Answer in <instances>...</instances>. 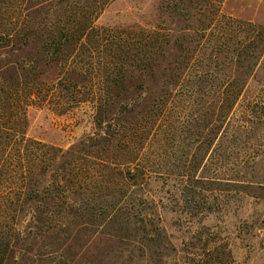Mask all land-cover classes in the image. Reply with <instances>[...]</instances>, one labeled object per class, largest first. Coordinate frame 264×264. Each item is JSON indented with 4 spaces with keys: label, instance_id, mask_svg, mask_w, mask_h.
Instances as JSON below:
<instances>
[{
    "label": "trees",
    "instance_id": "trees-1",
    "mask_svg": "<svg viewBox=\"0 0 264 264\" xmlns=\"http://www.w3.org/2000/svg\"><path fill=\"white\" fill-rule=\"evenodd\" d=\"M15 1L22 11L24 0ZM111 1L28 0L23 12L59 14L41 19V29L0 37L12 51L34 45L42 68L31 59L0 66V264H106L105 256L128 248L164 250L168 236L144 187L155 170H165L163 148H177L183 129L194 131L200 121L186 124L176 115L173 124L172 111L183 98L217 95V136L264 52V27L223 13L227 0H160L162 15L183 22L179 31L98 28ZM51 91H66L57 103L63 111L86 101L95 109V131L65 151L26 136L27 108ZM144 142L158 147L150 164L138 148ZM178 162L192 218L205 210V192L239 182L197 176L201 157ZM191 235L205 250L194 264L231 260L219 231L198 226ZM95 240L104 242L91 252Z\"/></svg>",
    "mask_w": 264,
    "mask_h": 264
},
{
    "label": "rangeland",
    "instance_id": "rangeland-1",
    "mask_svg": "<svg viewBox=\"0 0 264 264\" xmlns=\"http://www.w3.org/2000/svg\"><path fill=\"white\" fill-rule=\"evenodd\" d=\"M27 1H23V9L29 7ZM18 4L15 0H0V37L14 28L41 29V19L52 21L59 14L23 12L18 10ZM159 6L160 0H112L95 25L103 29L137 27L151 31L160 27L179 31L183 27L181 19L167 13L162 15ZM222 10L229 16L264 27V0H227ZM46 28L52 27L46 25ZM12 50L0 38V66L31 59L37 60L42 70L34 45L22 51ZM46 95L44 103H32L26 110L27 138L65 151L95 131L92 103L86 101L63 111L57 103L65 101L66 91L62 96L52 91ZM217 102V95L202 92L183 98L179 108L172 111L170 121L174 124L178 115L188 124L192 118L199 117L197 128L183 129L182 142L177 148L171 144L163 148L165 170H155L144 187L143 193L156 203L168 236L164 250L154 244H149V251L128 248L121 256H105L106 264H194L205 253L203 243L192 239L191 234L198 226L219 231L223 242L229 244L232 258L224 264H264V200L251 197L254 192L264 197V52L248 77L235 110L229 114V124L216 136L213 129ZM241 120L245 122L243 132L233 133ZM167 125H171L169 121ZM200 143L204 144L198 149ZM138 148L147 164L156 158L158 147L152 143H140ZM192 157L204 158L205 167L198 170L197 176L239 181L220 187L221 192H205V210L195 218L184 211L189 199L182 193L183 171L175 167L178 161L180 167ZM240 161L245 163H237ZM102 242L93 241L91 252L96 247L102 248Z\"/></svg>",
    "mask_w": 264,
    "mask_h": 264
}]
</instances>
